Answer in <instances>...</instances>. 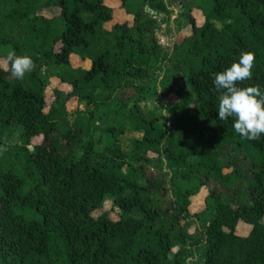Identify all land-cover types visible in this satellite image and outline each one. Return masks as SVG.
I'll use <instances>...</instances> for the list:
<instances>
[{
  "label": "trees",
  "instance_id": "1",
  "mask_svg": "<svg viewBox=\"0 0 264 264\" xmlns=\"http://www.w3.org/2000/svg\"><path fill=\"white\" fill-rule=\"evenodd\" d=\"M106 1L0 0V150L23 129L22 166L0 154V264H175L170 254L192 238L191 198L203 187L213 209L203 264H264V135L249 141L233 118L219 120L212 83L249 51L252 78L238 84L264 90V0H210L202 26L189 7L191 34L169 51L156 19L131 0L120 1L134 24L107 30ZM145 2L168 13L164 0ZM10 50L33 60L23 79L1 64ZM73 55L91 67L72 68ZM52 77L72 91L57 90L48 106ZM153 83L178 99L167 117L139 104ZM71 99L93 106L89 117L78 111L71 123ZM128 124L143 132L132 154L119 143ZM107 197L117 220L94 216ZM240 222L252 227L246 237Z\"/></svg>",
  "mask_w": 264,
  "mask_h": 264
},
{
  "label": "rangeland",
  "instance_id": "2",
  "mask_svg": "<svg viewBox=\"0 0 264 264\" xmlns=\"http://www.w3.org/2000/svg\"><path fill=\"white\" fill-rule=\"evenodd\" d=\"M168 6V13L164 14L158 11L153 10L145 2V0H131L129 7L135 13L139 10H143V13L147 16L155 18L157 21V30L156 35L160 41L161 46L167 51L171 50L175 44H180L186 36L191 34V28L187 23V12L190 7L191 13L190 16L196 22L197 26H202L205 22V15L211 9L210 0H176L175 3H172L171 0H164ZM105 4L111 7L114 11L113 20L105 25L107 30H111L112 27L116 24L130 23L134 24V15L127 14L124 8H122V2L120 0H107ZM41 14L52 18L58 15V11H51L45 9ZM231 23L229 21L225 22H214L215 26L218 29H223V27ZM80 54H84L82 49H79ZM79 54V55H80ZM79 55H73L71 58L72 68H80L82 70L89 69L91 67V60H83ZM1 64L4 66L3 61ZM159 85V84H158ZM60 91L63 94H68L72 91L71 86L67 84H62L59 79L52 77L50 79V85L47 87L46 91V100L48 106L51 105L56 98V91ZM178 99L175 95H170L168 98L164 97L161 92L160 87H156L153 83L151 90L147 96L140 97V105L144 108L151 110L157 114H164L168 116L166 106L170 103H177ZM67 109L70 113L69 120L71 123L76 121L77 115L74 114L78 111L83 112L87 117H89V112L94 109V107H89L85 102L79 103L77 99H71L67 103ZM100 116L98 115L97 118ZM99 123V120L97 121ZM132 125L128 124L126 127V132L124 135L119 137V143L123 151L127 154L133 153V141L135 139H142L143 132H136L132 129ZM23 133V129L19 128L14 131V134L11 136V143L7 141L5 145L1 148L0 154L6 153L10 164L16 166L17 168L21 167V161L18 157V148L21 140L20 136ZM99 132L96 133L98 137ZM41 139H36L35 144H39ZM31 149V148H30ZM209 195V189L206 187L201 188L199 194L191 198V207L190 215L196 221L189 230L191 239L184 246H178L174 248L170 254V259L174 260L175 264H203L204 263V254L207 248L206 243L204 242V226L210 218L213 216V209L210 207V203L207 202V196ZM105 213H109L111 218L114 220L118 219V209L115 208L113 204V198L107 197L103 203V208L97 211L94 216L99 217ZM201 215L203 222H199L196 216ZM264 223V221H263ZM252 227L243 222H240L237 227V234L243 237H246L250 234Z\"/></svg>",
  "mask_w": 264,
  "mask_h": 264
},
{
  "label": "clouds",
  "instance_id": "3",
  "mask_svg": "<svg viewBox=\"0 0 264 264\" xmlns=\"http://www.w3.org/2000/svg\"><path fill=\"white\" fill-rule=\"evenodd\" d=\"M255 56L245 51L237 61L213 76L214 88L220 93L217 117L219 120L233 118L232 128L241 138L257 140L264 135V90L252 85L240 87L238 82L250 80L253 74ZM4 66L10 67L11 75L23 79L33 66L28 55H17L8 51Z\"/></svg>",
  "mask_w": 264,
  "mask_h": 264
}]
</instances>
